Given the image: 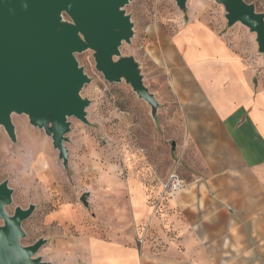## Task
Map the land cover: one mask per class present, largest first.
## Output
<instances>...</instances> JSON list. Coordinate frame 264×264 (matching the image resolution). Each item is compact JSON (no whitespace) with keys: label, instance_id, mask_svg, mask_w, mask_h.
I'll list each match as a JSON object with an SVG mask.
<instances>
[{"label":"crops","instance_id":"obj_1","mask_svg":"<svg viewBox=\"0 0 264 264\" xmlns=\"http://www.w3.org/2000/svg\"><path fill=\"white\" fill-rule=\"evenodd\" d=\"M249 2L264 12V0ZM236 27L205 10L193 13L152 56L161 71L151 78L166 94L151 91L159 111L169 112L172 144L184 154L185 188L163 196L168 175L156 182L142 171L113 177L108 191L125 199L129 232L61 239L51 257L41 254L45 260L264 264V55Z\"/></svg>","mask_w":264,"mask_h":264},{"label":"rangeland","instance_id":"obj_2","mask_svg":"<svg viewBox=\"0 0 264 264\" xmlns=\"http://www.w3.org/2000/svg\"><path fill=\"white\" fill-rule=\"evenodd\" d=\"M204 10L225 19L223 5L215 0H188L186 12L175 0H132L126 6L134 21L135 35L131 43L122 45V55H135L146 74V85L158 93V98L166 91L151 78L161 71L152 56L161 44L166 46L169 36L188 15H204ZM236 26L247 44L258 50L256 34L241 23ZM77 57L92 77L82 90L91 105L89 123L71 118L67 167L59 159L51 137L34 127L27 115H13L16 142L0 127V183L8 180L14 189L13 203L7 210L13 214L16 206L36 204L34 213L23 223L27 235L22 243L47 238L48 243L38 252L46 259L52 256V243L61 239L91 235L111 239L129 232L130 214L122 209L125 199L111 196L114 191H108L112 178L125 180L131 171H142L156 182L174 168L180 172L184 155L172 144L176 137L169 133L167 110L161 108L153 117L151 106L125 79L106 80L96 68L92 50ZM87 191L90 197L85 205L81 195ZM113 197L118 203L115 209L110 204ZM119 221L122 222L118 224Z\"/></svg>","mask_w":264,"mask_h":264},{"label":"water","instance_id":"obj_3","mask_svg":"<svg viewBox=\"0 0 264 264\" xmlns=\"http://www.w3.org/2000/svg\"><path fill=\"white\" fill-rule=\"evenodd\" d=\"M132 0H0V127L17 141L14 114L51 137L58 157L68 166L71 118L89 123L91 99L83 96L92 77L77 55L93 51L96 68L109 82L123 79L151 106L157 117L156 95L145 84L142 65L135 55H122L131 43L134 21L126 6ZM187 11L188 0H175ZM223 5L229 26L241 23L256 34L264 55V12L247 0H215ZM14 189L8 180L0 183V264H52L39 250L48 242L41 237L23 244V223L36 204L16 206L10 214ZM89 192L81 195L88 205Z\"/></svg>","mask_w":264,"mask_h":264},{"label":"built area","instance_id":"obj_4","mask_svg":"<svg viewBox=\"0 0 264 264\" xmlns=\"http://www.w3.org/2000/svg\"><path fill=\"white\" fill-rule=\"evenodd\" d=\"M186 186L185 179L180 175L176 168L172 169L167 179L162 184V195L172 196ZM142 241V239L140 240Z\"/></svg>","mask_w":264,"mask_h":264}]
</instances>
